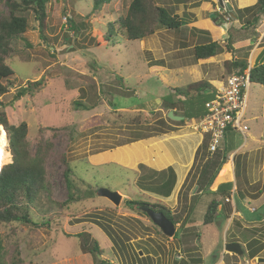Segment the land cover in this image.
I'll list each match as a JSON object with an SVG mask.
<instances>
[{
  "label": "rangeland",
  "instance_id": "rangeland-1",
  "mask_svg": "<svg viewBox=\"0 0 264 264\" xmlns=\"http://www.w3.org/2000/svg\"><path fill=\"white\" fill-rule=\"evenodd\" d=\"M179 1L182 0H158L157 4L170 12L173 9L176 15L183 17L184 26L178 30L159 29L154 36L143 41H127L116 35L109 41L104 38L108 34L109 22L117 27L116 21L127 14L132 0H113L104 4L100 11L94 10V0H51L46 32L49 43L41 39L39 24L30 14L29 29L24 38L13 45L15 53L7 61L14 71L10 79L14 87L2 98V110L6 111L11 124L28 125V139L33 146L41 138L40 128L52 127V130L44 132V137L54 143L47 165L53 196L38 203L33 214L41 226L0 224L5 244L12 250L14 245L19 246L23 264H102V261L103 264H189L193 258L204 259L205 264H219L227 258L221 253L222 250L226 252L225 245L233 243L231 241L236 238L244 240L242 236L245 235L252 239L259 233L263 235L260 239L264 240V209L252 212V209H258V201L246 197L242 216L233 214L227 222L219 220L215 225L204 226L202 220L209 198L206 197L203 210H199L193 218V228L188 229L191 233L182 242L178 241L180 225H177L176 239L168 238L149 218L130 211L126 206L130 200L150 203L157 199L151 193L146 195L153 200L143 196L135 173L141 174V167L132 170L116 162L102 163L99 160L96 164L92 163V157L112 152L117 160H132L137 154L134 148L117 149L139 142L136 141L139 137L143 141L147 140L143 139L146 135L160 134L164 127L159 121L168 117L162 101L172 97L182 105L204 108L207 93L194 94L193 100L185 104L183 97L176 99L171 95L175 88H185L210 73L212 80H204L215 91L231 75L224 67L225 60L232 59L227 54V45L232 53L239 54L240 60H244L242 54L249 53L253 34L248 33V29L238 32L233 26L244 6L242 9L230 6L231 10L224 7L227 13L222 15L216 11L215 0H184V4ZM195 1L199 3L194 6L197 7L198 18L194 22L187 8ZM222 1L231 5L238 0ZM218 5L221 6V3L218 2ZM258 13L256 10V15ZM213 15L216 18H212ZM256 15L251 19L252 24H256L253 22ZM227 17H231L228 31L221 26V23L224 25L227 22ZM72 27L78 30L77 34ZM201 42H219L224 53L213 61L199 63L193 54L195 46ZM160 60L162 63L153 65V61ZM186 64L199 66H195L190 74V70L183 73L173 71ZM37 81H41L42 85L34 90L33 95L17 102L13 100L21 87ZM246 92V112L242 121L249 128L246 137L238 132L236 136L230 134L221 141L220 151L230 155L246 144L236 158L235 177L238 186L249 195L260 190L264 192V87L249 83ZM77 101L94 108L77 111ZM155 103L161 108L155 107ZM153 108H156V113H153ZM195 122L187 121L182 126L193 130ZM67 127L75 129L74 142L67 138V131L61 130ZM190 130L184 129L182 133ZM203 136L209 139L208 135ZM184 142L168 144L179 155L186 151L181 161L189 157L192 146V143L188 145L189 141ZM6 151L10 153L8 136ZM61 153L72 165L74 181L80 188L78 197L81 201L71 203L70 207H66L69 210L58 205L68 200L70 193L64 178ZM10 155V162H2V165L12 163ZM146 172L151 173L149 170L143 173ZM220 182L219 174L213 191ZM100 189L123 195L121 205L116 207L108 199L98 196ZM90 193L95 195L88 198ZM173 199L166 204L175 210V214L181 213L183 221L184 201L176 209ZM223 205L226 207L224 202ZM100 208L110 209L105 212L106 220L98 219L103 213L96 211ZM56 217L63 218L62 222L56 220V224L51 223ZM98 221L107 230L98 225ZM46 223L50 224V228L46 227ZM243 226L254 228L244 229ZM82 231L92 233L89 246L99 242L103 255L98 263L94 262L91 254H85V240L77 237ZM196 233L201 235L200 245L197 244ZM237 243L244 246L243 241ZM244 249H247L246 246ZM259 258L264 259V254ZM225 260L227 264H254V259L250 261L246 255Z\"/></svg>",
  "mask_w": 264,
  "mask_h": 264
},
{
  "label": "trees",
  "instance_id": "trees-1",
  "mask_svg": "<svg viewBox=\"0 0 264 264\" xmlns=\"http://www.w3.org/2000/svg\"><path fill=\"white\" fill-rule=\"evenodd\" d=\"M112 1L113 0H94V10L100 11L104 4ZM157 1L158 0H132L127 14L119 17L116 21L118 25L117 27L114 23L109 22L108 34L105 35V40L109 41L111 37L116 35L127 41H143L146 38L154 36L159 29H181L184 26V18L176 15V12L173 9L172 12H170L168 9L158 5ZM179 3L184 4L185 2L182 0L179 1ZM198 3L199 1H195V4L193 5ZM49 4H51V0H0V124L7 132L10 153L12 154V163L8 165L5 164L6 166L0 165V169L2 168L0 170V224L19 223L36 228L41 226L35 220L33 214L38 208V203L41 201L43 202L45 198L49 199L53 196V189L49 179L47 165L54 150V143L50 139L44 137V132L52 130V127H41V138L39 142L33 146L28 139V125L26 123H21L19 125L11 124L8 121L6 111L4 109L2 110V108H4L2 98L9 94L11 88L14 87V85L10 83V79L14 76V71L7 61L15 53L13 45L20 39H23V36L29 29L30 14L35 17V20L39 24L41 39L45 43L50 42L46 35L49 28ZM256 10L259 11L257 15ZM255 15L256 17L253 19V22L257 23L260 19V15L264 16V0H257L255 6L240 10L238 19L242 22L244 18H246L245 23L250 26V23H252L251 19ZM72 28L77 34L78 30L74 27ZM223 53L224 48L219 42L207 44L201 42L195 46L193 55L194 59L196 58L199 63H207L213 61L217 56ZM227 54H230L232 59L228 58L224 62L226 72L229 75H245L249 69L248 63L244 60H235V52L232 53L228 48V45ZM161 61L162 60L153 61V65L160 64L162 63ZM250 78L252 84L264 87V63L256 64L252 67ZM41 85V81H37L30 83L27 87H21L13 100L17 102L27 95H33L34 90ZM202 93H207L208 95V98L204 101V108L182 105L180 101L176 102L172 97H169L170 99L166 101L161 100L162 103H165V105L162 104V106L167 110V114H169L170 111H173L175 116L183 117L184 120L175 122L169 117H167V120L160 119L159 124L164 127V129L160 131V134L144 135L145 137H143V139L173 132L175 129L173 125L181 126L186 124L187 121L194 122L205 117L207 115L206 104L214 98L215 93L209 82L201 80L191 83L185 88H175L174 94L171 95L175 96L176 99H178L179 96L183 97L186 104L193 100L194 94L201 95ZM154 105L155 107H158L156 103ZM75 107L77 111H90L94 108V106H87L79 101L75 102ZM158 108L161 107L159 106ZM152 111L153 113H156V108H153ZM137 121L140 123L139 117L137 118ZM61 130L67 131V138L71 142H74V127H67ZM141 139L142 138L139 137L135 140L140 141ZM135 140L133 141L136 142ZM209 143V139L205 138L197 152L196 159L197 161L199 159L200 162L195 163L180 190L179 204H181V201H184L182 213L185 214V217L183 221V215H181V213L175 214L174 211L163 201V199L171 197L176 186L177 177L173 168L157 172L148 169L144 165H140L143 169V171H141L142 173H135L139 178L138 185H140L141 190L144 192L143 196L149 200H153V198L146 195V193H151L156 196L157 199L150 203L143 200H130L126 202L127 208L132 212L143 214L147 218L148 215L141 210V207H148L156 212L163 213L165 217L175 225H180L178 236V241L180 242L184 240V237L191 233L188 229L193 228V223H195L193 218L199 210H203V208L199 209L198 207H203V201H205L206 197L209 198L206 200L207 205L203 215V225L212 226L219 222V220L227 222L232 215L233 205L227 203L226 200L232 196L235 185L233 183H224L221 184L216 191H212V188L215 186L223 167L227 164L229 155L220 151V147L216 153L212 154L209 152ZM60 159L65 168L64 178L70 193L69 199L58 205L62 208H66L70 207L69 205L71 203L74 204L81 201L78 197V191L80 188L76 181H74L72 165L68 162L64 153L60 154ZM148 170L151 171V173H143ZM236 186L235 207H237L238 210L241 201L245 199L246 195L238 184ZM192 193L194 194L192 195ZM94 195L95 193H90L88 198H92ZM223 202L226 204V208L220 210V206L223 205ZM67 210H69V208ZM109 210L110 209L107 208L96 209L98 212H103L101 215L99 214L100 217L98 219L106 220L107 217L105 215H107V213L105 212ZM62 219L63 218L56 217L51 223L56 224V220H61L62 222ZM42 220L45 221V218ZM140 224L143 226V223ZM45 225L47 228H50V224L46 223ZM98 225L105 228L100 222ZM255 232L257 231L255 230ZM255 232L254 234H256ZM111 234L112 233H110V235ZM177 234L178 232L174 236L175 239ZM196 234L197 244L200 245L201 235L198 233ZM91 236L92 233H86V231H82L77 235L78 238H83L85 240V254H91L94 262L98 263L100 257L103 255V251L98 241H95L92 247L88 245V240ZM242 237L244 240L236 238L231 242L237 243L243 241L247 248L245 249V253H247L246 255L250 261L257 258L264 251V240L257 239L256 237L249 239L245 235ZM117 239L121 240L120 237ZM117 239H113L116 244H118ZM11 250L12 249L5 244L3 237L0 234V264H23V261L20 258L21 252L19 246L17 244L14 245L12 254ZM103 263L104 262L102 261V264ZM205 263L204 259L193 258L189 264Z\"/></svg>",
  "mask_w": 264,
  "mask_h": 264
},
{
  "label": "crops",
  "instance_id": "crops-1",
  "mask_svg": "<svg viewBox=\"0 0 264 264\" xmlns=\"http://www.w3.org/2000/svg\"><path fill=\"white\" fill-rule=\"evenodd\" d=\"M215 3H216V11L218 13V7H221V6L218 5V2L216 0H215ZM256 3H257V0H238L237 3L234 1L233 3H231L230 6L232 7V9H235L236 6L238 7V9H240L242 6H244L243 8L246 9V8L255 6ZM194 6H196V5H191L190 7H188L187 11L192 14L193 21L195 22V20L198 18H197V13H196L197 7H194ZM232 19H233V16H232ZM245 22H246V18H244V20L242 22L240 20H236L234 22L233 26H234L235 30L238 32L243 31L245 29H248V33L253 34L254 41H253L251 47H249V49H250L249 53L247 55L242 54L244 61H246L248 63L249 68L252 69V67H254L256 64L264 63V16L260 15L259 21L256 24L250 23V26H248ZM227 26H225L226 28L223 27L224 30H227V28H228ZM225 33H227V32H225ZM199 37H201V36L199 35ZM201 39H202V37H201ZM201 41H205V40H201ZM235 60H240L239 54H236V52H235ZM195 66L198 67L199 65H191L190 64L187 66V64H186V65H183L181 67H178L176 70L174 69L173 71L183 73V71L187 72V70H190V71H188L190 74V73L194 72ZM202 77H205L207 79L210 78L212 80V75H210V73L204 74V76H202ZM205 78H203L202 80H204ZM220 86H222V84H220L218 87H220ZM171 94H174V91ZM173 127L177 130H174L173 132H170L167 134H162L159 136L151 137V138H148L147 140L139 141L137 143H133L131 146H123L122 148L117 149V150H122L125 148H134L136 150L137 154H135L133 159L128 161V162H124L122 160L115 159V157H113L111 155L114 153V152H112V153H110L111 158H110V155L108 153L97 156V157H92L91 158L92 163L96 164V163H98L97 161H99V160L102 163L116 162L117 164L122 165V166H124L128 169H132V170H136L138 167H140V165H144L148 169H151V170H154L157 172H162V171H165L169 168H173V170L176 173V177H177L176 178V186L174 188V191H173V194L171 195V197L168 199H163V201L166 203L169 199H171L173 197L174 198L173 201L175 202V206L177 209L178 208L177 206H179L180 190L182 189V187H183L185 181L187 180L189 173L193 169L195 163L200 162L199 159L197 161L196 157H197V152H198L200 146L202 145V143L204 141V136L200 133L193 131L192 129L190 130L188 126L183 127L182 125L181 126H178V125L174 126L173 125ZM184 129L190 130L191 132L182 133V131ZM230 134H233L234 136H236V131L229 129L225 138L227 136H230ZM244 137H246V136H244ZM182 141L183 142L185 141L184 143H186V141H189L188 145H190L192 143V146H190V149H189V153H190L189 157L185 161H181V160H182V156L184 154H186V151L183 152V154L179 155L177 152L172 150L171 147L168 146V144L171 142L182 143ZM245 145L246 144L244 143L243 146L239 147L237 150L233 151L232 154H230L228 156L229 157L228 162L223 167L222 171L220 172V178L222 179V182H220L216 188V190H217L218 187L224 183L225 184L226 183H233L235 186H234V189L232 192V196H231L232 198L231 197L230 198L234 199V200H235L236 189H237V186H236L237 182H236V177H235V161L239 155L238 153H240L242 151V149H244L246 147ZM232 174H233V176H232ZM215 186H216V184H215ZM193 194L194 193H192V195ZM245 197L249 198V199H253V200L256 199L255 201H258V209H252V212L254 210V213H257L258 210L264 209V192H263V190H260L258 193L256 191L254 193L246 195ZM244 200L241 201V205L238 208V210H237V207H235V201L231 202V204L234 205V207L232 208V215L236 214V216H242L243 212L241 210H242L243 206L245 205ZM198 208L202 209L203 207L200 206ZM224 208H226L224 205L220 206V210H222V209L224 210ZM243 228L244 229H248V228L253 229L254 227L243 226ZM257 232H260V231H257ZM256 235H257V233H256ZM260 236H263V235H259V233H258V236H256V238L260 239ZM226 244H227V242H226ZM244 246H246V244H244ZM244 246L242 245L243 249H244ZM224 250H225V248H224ZM221 253L225 254V256H227L228 259L236 257V255L229 254L227 252H224L223 250ZM246 254L247 253H245V255ZM262 254H264V251L257 258L261 257ZM246 257H247V255H246ZM216 258H219V257H216ZM227 258H225V259H227ZM257 258H255V259H257ZM225 259L221 260V262L219 264H227Z\"/></svg>",
  "mask_w": 264,
  "mask_h": 264
},
{
  "label": "built area",
  "instance_id": "built-area-1",
  "mask_svg": "<svg viewBox=\"0 0 264 264\" xmlns=\"http://www.w3.org/2000/svg\"><path fill=\"white\" fill-rule=\"evenodd\" d=\"M218 13L224 15L227 12L224 7H218ZM229 21L231 17H227L225 26ZM250 72L251 68L245 75L232 74L226 78L222 86L215 90L214 98L206 104L207 115L192 125L195 132L209 136V152L212 154L219 150L229 129L243 136L249 130L242 121L247 104L246 90L251 83ZM231 198H227V203L235 201Z\"/></svg>",
  "mask_w": 264,
  "mask_h": 264
},
{
  "label": "water",
  "instance_id": "water-1",
  "mask_svg": "<svg viewBox=\"0 0 264 264\" xmlns=\"http://www.w3.org/2000/svg\"><path fill=\"white\" fill-rule=\"evenodd\" d=\"M221 3V7H229L231 10L230 5H225L222 0H218ZM215 18V15L212 16ZM221 26L226 28L223 23ZM168 117L175 121L180 122L183 121V117L175 116L173 111H170ZM98 196L102 198H106L111 201L116 207L120 206L123 201V195L118 192H112L107 189H100L98 191ZM141 210L148 215V218L162 231V233L168 238H174L177 233V225H175L172 221L165 217L163 213L156 212L148 207H141ZM225 251L229 254H234L238 257H243L245 255V251L239 243H231L225 246ZM254 264L257 263H264V259L258 258L252 261Z\"/></svg>",
  "mask_w": 264,
  "mask_h": 264
},
{
  "label": "bare ground",
  "instance_id": "bare-ground-1",
  "mask_svg": "<svg viewBox=\"0 0 264 264\" xmlns=\"http://www.w3.org/2000/svg\"><path fill=\"white\" fill-rule=\"evenodd\" d=\"M7 147V135L4 127L0 125V165L3 163L10 162V153L6 151Z\"/></svg>",
  "mask_w": 264,
  "mask_h": 264
}]
</instances>
